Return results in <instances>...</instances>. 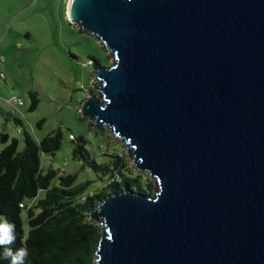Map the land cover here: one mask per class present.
I'll list each match as a JSON object with an SVG mask.
<instances>
[{
	"label": "water",
	"instance_id": "water-1",
	"mask_svg": "<svg viewBox=\"0 0 264 264\" xmlns=\"http://www.w3.org/2000/svg\"><path fill=\"white\" fill-rule=\"evenodd\" d=\"M67 17L114 59L90 62L82 115L157 186L91 212L95 264H264V0H69Z\"/></svg>",
	"mask_w": 264,
	"mask_h": 264
},
{
	"label": "rangeland",
	"instance_id": "rangeland-1",
	"mask_svg": "<svg viewBox=\"0 0 264 264\" xmlns=\"http://www.w3.org/2000/svg\"><path fill=\"white\" fill-rule=\"evenodd\" d=\"M68 3L0 0V73L5 75L0 77V138L9 136L2 148L17 140L18 150L23 151L26 133L43 140L60 132L61 149L42 157L45 172L53 169L76 175L78 182L92 181L91 192L107 186L106 180L84 167V161L74 158L75 144L81 139V145L99 164L110 160L105 154H120L131 173L144 180L143 185H153L149 193L153 196L156 180L137 170L125 143L116 140L110 129H94L93 121L81 113L86 100L99 98L97 73L90 62L109 67L114 59L95 37L68 20ZM32 64L33 70L29 67ZM32 93L39 100L33 111ZM19 99L23 105L17 103ZM57 183L58 179L54 181ZM44 196L45 191H40L39 199ZM22 220L27 229L25 212Z\"/></svg>",
	"mask_w": 264,
	"mask_h": 264
},
{
	"label": "trees",
	"instance_id": "trees-1",
	"mask_svg": "<svg viewBox=\"0 0 264 264\" xmlns=\"http://www.w3.org/2000/svg\"><path fill=\"white\" fill-rule=\"evenodd\" d=\"M31 96L30 110L33 111L39 100L36 94ZM8 142L9 136L2 135L0 228L9 227L10 242L0 245V264H13V259L15 264H95L102 230L91 220V212L115 189L128 187L150 195L153 188L148 182L143 185L141 176L131 173L120 154H105L110 160L97 163L81 145V139L75 144L74 158L84 161V167H90L106 180L107 186L91 192L92 181L78 182L76 175H64L53 169L45 172L42 157L61 149L60 132L43 140H35L26 133L23 151L18 150L17 140L2 148V144ZM56 179L58 183L54 184ZM40 191H45L41 199ZM23 212L27 217V229L22 220ZM0 237H3L2 232Z\"/></svg>",
	"mask_w": 264,
	"mask_h": 264
},
{
	"label": "clouds",
	"instance_id": "clouds-1",
	"mask_svg": "<svg viewBox=\"0 0 264 264\" xmlns=\"http://www.w3.org/2000/svg\"><path fill=\"white\" fill-rule=\"evenodd\" d=\"M9 227L7 225H5L3 228H0V232L3 233V237H0V245H4L5 243H9L10 239L8 236L9 233ZM7 237V238H4ZM13 264H15V259H13Z\"/></svg>",
	"mask_w": 264,
	"mask_h": 264
},
{
	"label": "built area",
	"instance_id": "built-area-1",
	"mask_svg": "<svg viewBox=\"0 0 264 264\" xmlns=\"http://www.w3.org/2000/svg\"><path fill=\"white\" fill-rule=\"evenodd\" d=\"M0 77H1V78H5V75H4L3 73H0ZM17 103H18L19 105H23V101H22L21 99H19V100L17 101ZM21 207L24 208V205H21Z\"/></svg>",
	"mask_w": 264,
	"mask_h": 264
},
{
	"label": "crops",
	"instance_id": "crops-1",
	"mask_svg": "<svg viewBox=\"0 0 264 264\" xmlns=\"http://www.w3.org/2000/svg\"><path fill=\"white\" fill-rule=\"evenodd\" d=\"M67 11V10H66Z\"/></svg>",
	"mask_w": 264,
	"mask_h": 264
}]
</instances>
